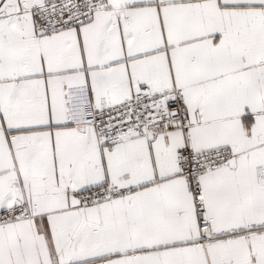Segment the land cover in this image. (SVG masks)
I'll list each match as a JSON object with an SVG mask.
<instances>
[{
  "label": "snow or ice",
  "instance_id": "obj_1",
  "mask_svg": "<svg viewBox=\"0 0 264 264\" xmlns=\"http://www.w3.org/2000/svg\"><path fill=\"white\" fill-rule=\"evenodd\" d=\"M0 264H264V0H0Z\"/></svg>",
  "mask_w": 264,
  "mask_h": 264
}]
</instances>
